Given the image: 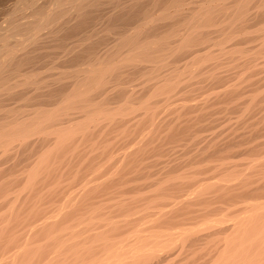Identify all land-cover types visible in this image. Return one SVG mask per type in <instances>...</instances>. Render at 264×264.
<instances>
[{
  "label": "bare ground",
  "instance_id": "obj_1",
  "mask_svg": "<svg viewBox=\"0 0 264 264\" xmlns=\"http://www.w3.org/2000/svg\"><path fill=\"white\" fill-rule=\"evenodd\" d=\"M0 264H264V0H0Z\"/></svg>",
  "mask_w": 264,
  "mask_h": 264
}]
</instances>
